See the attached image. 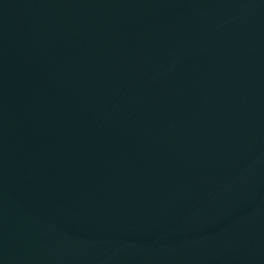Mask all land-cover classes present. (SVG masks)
<instances>
[{
  "label": "water",
  "instance_id": "obj_1",
  "mask_svg": "<svg viewBox=\"0 0 264 264\" xmlns=\"http://www.w3.org/2000/svg\"><path fill=\"white\" fill-rule=\"evenodd\" d=\"M0 264H264V0H0Z\"/></svg>",
  "mask_w": 264,
  "mask_h": 264
}]
</instances>
